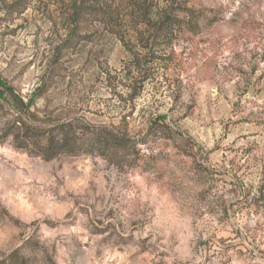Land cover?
<instances>
[{"label":"rangeland","instance_id":"1","mask_svg":"<svg viewBox=\"0 0 264 264\" xmlns=\"http://www.w3.org/2000/svg\"><path fill=\"white\" fill-rule=\"evenodd\" d=\"M0 264H264V0H0Z\"/></svg>","mask_w":264,"mask_h":264},{"label":"trees","instance_id":"2","mask_svg":"<svg viewBox=\"0 0 264 264\" xmlns=\"http://www.w3.org/2000/svg\"><path fill=\"white\" fill-rule=\"evenodd\" d=\"M188 21L191 22L193 15L195 12L192 10H186ZM195 19L201 16V14H195ZM60 132H61V138H57V140L49 139L48 140V147L43 149V159L44 160H51L54 158L60 151H70V153H73L74 147L77 144L79 138L74 137L73 134V123L71 121L64 122L60 124L59 126ZM78 128L81 130V133L84 135L89 136V134H92V137L88 140V143L86 144V150L82 151H90L98 148V154L104 156L105 151H102L103 148L111 147L113 151L116 152H125L129 149H135L136 145L134 144V141L131 140L125 133L122 132H115L111 129H107L106 127H93L88 126L85 124H80ZM36 129V128H35ZM30 128H25L24 131V137L30 139L32 130ZM37 130V129H36ZM39 130V129H38ZM19 148H25L27 145V142L24 140L19 139L18 142ZM38 145V144H37ZM130 146V147H128Z\"/></svg>","mask_w":264,"mask_h":264},{"label":"clouds","instance_id":"3","mask_svg":"<svg viewBox=\"0 0 264 264\" xmlns=\"http://www.w3.org/2000/svg\"><path fill=\"white\" fill-rule=\"evenodd\" d=\"M153 191L159 196L155 206L153 225L162 229L166 236L171 235L175 229L184 228L185 233L179 234L178 238L181 240V244L185 246L184 250L186 251L187 240L192 235L190 231H187V218L181 219L174 203L170 202L166 195H159L158 187L154 186Z\"/></svg>","mask_w":264,"mask_h":264}]
</instances>
